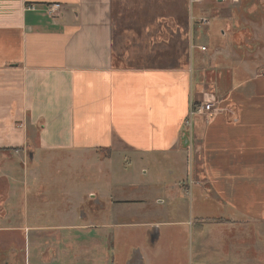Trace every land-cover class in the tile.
<instances>
[{
	"label": "crops",
	"instance_id": "0c3cea01",
	"mask_svg": "<svg viewBox=\"0 0 264 264\" xmlns=\"http://www.w3.org/2000/svg\"><path fill=\"white\" fill-rule=\"evenodd\" d=\"M195 4L0 0L5 264H114L122 236L123 264H156L191 223L177 215L195 192L264 224V69L230 14L228 34L222 24L205 51L190 49ZM199 100L213 113L194 118L189 149L183 121Z\"/></svg>",
	"mask_w": 264,
	"mask_h": 264
},
{
	"label": "rangeland",
	"instance_id": "374dc122",
	"mask_svg": "<svg viewBox=\"0 0 264 264\" xmlns=\"http://www.w3.org/2000/svg\"><path fill=\"white\" fill-rule=\"evenodd\" d=\"M151 6L158 8L155 5ZM125 8L124 3H114L113 14L120 16L123 12L126 13ZM214 8L219 11V15L211 16V20L207 17L209 21L207 28L195 23L194 46L204 45L207 49L206 43L220 39L222 24L223 30L228 34L230 30L226 29L225 19L222 16L230 14L228 23L232 26V30L234 29L231 35L235 41L240 38L243 46L250 49L247 53L250 60L254 59L263 70L264 0H204L201 4L194 5L193 14L195 18H199L201 9L209 15ZM160 22L162 26H165L167 20L160 19ZM139 39L138 43L142 40ZM196 42L204 43L196 45ZM193 153H195L194 150ZM192 194H194L192 197L185 194L184 205L186 206L177 215V218L187 219L191 223L188 226L184 225L183 229L179 227V234H175L180 237L177 243L168 239L162 245L163 249L160 251V258L157 259L156 264H264V224H250L244 221L240 214L224 211L220 203L208 194L205 195L202 192L201 197L196 192ZM197 197L199 199L193 201ZM49 212L51 216L46 218L55 219L56 215L60 218H64L65 214L71 216L74 211L51 210ZM173 232L175 233V230ZM120 238L117 239L113 248L114 264H123L121 259L126 254L124 237L122 236V240ZM5 255V252H0L3 264L8 259ZM119 256L121 258L117 259Z\"/></svg>",
	"mask_w": 264,
	"mask_h": 264
},
{
	"label": "built area",
	"instance_id": "2783aa9c",
	"mask_svg": "<svg viewBox=\"0 0 264 264\" xmlns=\"http://www.w3.org/2000/svg\"><path fill=\"white\" fill-rule=\"evenodd\" d=\"M201 0H188L189 8L192 7L193 4L200 2ZM58 7V4H52V6L49 8L48 13H51L54 9ZM32 8V7H30ZM33 9V8H32ZM190 22L192 25V28L194 27L195 23H198L201 27L206 25L208 23L207 17L200 16L199 18H195L192 14H190ZM197 47L201 51L206 50V46L200 45V46H194L193 40H190V49ZM214 104L212 102H206V101H197V102H190L188 113L186 118L183 121V132L182 135L186 138V145L189 149H192L194 146V132H193V125H194V118L196 116H204V117H210L213 113Z\"/></svg>",
	"mask_w": 264,
	"mask_h": 264
},
{
	"label": "water",
	"instance_id": "95a60500",
	"mask_svg": "<svg viewBox=\"0 0 264 264\" xmlns=\"http://www.w3.org/2000/svg\"><path fill=\"white\" fill-rule=\"evenodd\" d=\"M182 138L184 139V142L186 143V138H185V136H184V135H182Z\"/></svg>",
	"mask_w": 264,
	"mask_h": 264
}]
</instances>
